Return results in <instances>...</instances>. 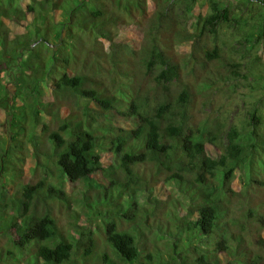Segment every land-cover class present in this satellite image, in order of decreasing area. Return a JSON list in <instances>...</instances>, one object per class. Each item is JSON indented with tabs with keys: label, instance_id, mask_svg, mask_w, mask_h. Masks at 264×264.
Listing matches in <instances>:
<instances>
[{
	"label": "trees",
	"instance_id": "1",
	"mask_svg": "<svg viewBox=\"0 0 264 264\" xmlns=\"http://www.w3.org/2000/svg\"><path fill=\"white\" fill-rule=\"evenodd\" d=\"M26 19L31 45L8 27ZM128 27L142 32L139 47L120 36ZM171 30L185 56L162 40ZM260 45L264 0H0V100L11 103L0 125V264H264ZM202 71L205 89L227 98L204 103V118L194 110L202 86L182 76ZM23 136L36 162L27 179ZM238 170L254 194L230 187ZM59 180L79 183L78 196ZM165 185L181 197H165ZM68 199L80 211L63 230L51 208L36 209L54 200L70 210Z\"/></svg>",
	"mask_w": 264,
	"mask_h": 264
},
{
	"label": "rangeland",
	"instance_id": "2",
	"mask_svg": "<svg viewBox=\"0 0 264 264\" xmlns=\"http://www.w3.org/2000/svg\"><path fill=\"white\" fill-rule=\"evenodd\" d=\"M28 0H25V3L27 2ZM207 1V0H206ZM219 1H224V0H219ZM226 1V0H225ZM149 3V2H148ZM207 4V3H206ZM196 7L199 8L198 5H196ZM205 7V6H203ZM236 9V8H235ZM153 16V13L151 11V9H149V11L146 13V15L143 17V18H138L139 19V23L142 27V29H146L148 23H149V19H151ZM129 16L127 15V18ZM30 18V17H28ZM27 18V19H28ZM27 19L25 20L26 22L24 23H20V25L18 23H12V22H9L8 23V27L10 28H13V30L17 33V34H21V33H25V32H29L30 34L26 35L25 38H27L29 40V45L32 44V37L31 35H33V29L32 27H28L26 26V24H28V21H30V19ZM129 29H127L126 31H121L119 32L120 33V36L125 39V40H129V42L131 41L133 44H136V47H139V41L141 42V38L143 36L142 32L138 29H130L131 27H128ZM187 30V29H185ZM172 31V30H171ZM65 34V33H64ZM176 36V31H172L171 33H167L165 34L164 38L162 39L163 41H169L171 42V52L176 56L178 57H182V56H185L186 55V52L184 51V48H186L184 45L182 44H176L174 43V40L173 38ZM135 37L139 38V40L135 42V40L133 39H136ZM228 41L231 42L232 44H236L237 41H238V35H236V31H232V34L231 32L228 33ZM41 39H38L37 42H33L34 44V51H40L42 52L46 45L45 44H40ZM88 43V42H87ZM258 54L262 56V64L259 65V67L263 70L264 72V46L262 47L261 45L258 47ZM86 50V43H84V49L82 50V53ZM227 47L225 48L223 46V56L227 57ZM81 53V52H80ZM86 53V52H85ZM256 52H254L255 54ZM233 59L232 60H238L241 58V53H233ZM81 56V54H80ZM248 57H246L245 59H247ZM24 60V59H22ZM91 57H89L87 59V61H91ZM82 61V59H81ZM78 62L76 64V69L78 71L81 70V67H82V64H83V61L82 63ZM104 64V63H103ZM217 65V62H210L209 63V66H212L215 68V66ZM182 76L191 83V85L193 84L195 87H201V89L198 91V95L196 94L195 98H194V110L197 112V116L200 117V118H204V117H208L211 115V111L210 109L206 106L204 108V103H207L208 104V101H210V103H212L213 107L212 108H216L217 106L221 105L222 102L225 103L227 98H225V95H223L220 91L217 92V91H210V90H207L205 89V86H204V81L206 80L207 76H208V72L207 71H202V72H199L197 75L195 76H192V78L190 77L189 74H182ZM241 103V102H239ZM11 103L7 100H0V125L2 126V128H7V119H8V115H9V105ZM198 108H200V110L202 108H204L203 111H199L198 112ZM65 109V108H64ZM73 114H79V111L78 110H73L72 111ZM45 122L51 127V128H56L57 125H58V122H56L53 118L50 119L49 117H45ZM125 124V123H124ZM6 132H7V129H6ZM21 151L18 152V157L21 158V160L19 161L20 165L22 166V169H23V179H27L29 177H31V171H32V168L33 166L35 165V159H31L30 157V150L32 149V145L31 143L29 142V139L27 136H23L21 138ZM208 152L209 153H212L213 155H215L216 153L214 152L213 148L211 147H208ZM37 173H40V171H37ZM44 174V173H43ZM233 179H231L230 181V187L232 189H234L235 191L239 192L240 194H242L245 190L251 194H254L256 189L253 185H250L249 187H247L248 185L245 184V182L243 181L242 179V175L241 173L238 171H236L234 173V176L232 177ZM54 181H57V179H55ZM57 184H61L63 186V188L65 189L66 193L68 194L69 198H74V197H77L78 196V193L77 191L80 189V184L79 183H75L74 185L68 183V182H63L61 183V180H59L57 182ZM15 186V185H14ZM13 187V186H12ZM15 188V187H13ZM16 189H18V187L16 186ZM162 191L163 192H166L168 193L166 196H169V195H172V196H176L177 198H180V194L175 190V189H172L170 191V186L169 185H165L163 188H162ZM71 199H68L70 200L69 201V205H70V210H68V204L67 205H56V201L54 200H50L47 204H40L39 205V208H36L38 211L40 212H43L45 208H51L54 212V216L56 217V220H57V224H58V227L60 229H64L67 224L69 223L71 225L72 223V218H70L68 216V214H70V212L72 213L73 210H78L80 211V205L79 203L80 202H71ZM141 199H139L140 201ZM82 218V217H81ZM83 219V218H82ZM81 223L80 224H86L84 221H80ZM1 234V233H0ZM99 234V233H98ZM101 236V235H100ZM98 236V237H100ZM150 237H152L150 235ZM0 243L7 246V242L8 240L6 239V237L4 236H1L0 235ZM100 240V238H99ZM160 245V241L155 243L153 242L152 245H148L147 246L150 248V249H153V247H158ZM258 252H262V251H258Z\"/></svg>",
	"mask_w": 264,
	"mask_h": 264
}]
</instances>
